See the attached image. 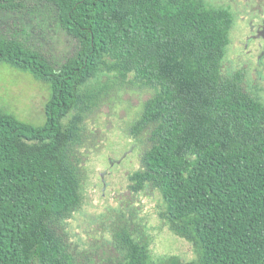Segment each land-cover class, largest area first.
I'll use <instances>...</instances> for the list:
<instances>
[{
	"label": "trees",
	"instance_id": "obj_1",
	"mask_svg": "<svg viewBox=\"0 0 264 264\" xmlns=\"http://www.w3.org/2000/svg\"><path fill=\"white\" fill-rule=\"evenodd\" d=\"M0 18V65L49 88L41 126L0 109V264H74L57 235L81 201L68 153L86 101L110 74L153 91L133 126H152L151 146L129 189L157 190L160 218L196 253L191 262L153 263L147 244L123 229L124 256L114 264H264V105L222 74L228 7L0 0ZM59 36L73 45L61 56L53 47Z\"/></svg>",
	"mask_w": 264,
	"mask_h": 264
},
{
	"label": "rangeland",
	"instance_id": "obj_2",
	"mask_svg": "<svg viewBox=\"0 0 264 264\" xmlns=\"http://www.w3.org/2000/svg\"><path fill=\"white\" fill-rule=\"evenodd\" d=\"M205 1L228 7L233 14L221 65L223 76L236 77L239 89L264 105V0ZM58 39L63 37L53 42L58 56L72 51L73 45L66 40L56 45ZM96 87L101 91L93 92L97 96L86 101V109L82 107L81 135L68 153L79 177L81 201L57 228L64 254L74 264L117 263L124 256V243L117 234L125 229L137 242L147 244L153 263L170 257L181 262L195 260L192 245L173 234L160 218V193L149 188L139 193L129 189L128 176L141 169V158L151 146L152 126L141 131L133 126L153 91L131 78L119 80L111 74L100 76ZM93 88L89 84L86 90L92 92ZM48 97L45 83L0 65V109L41 126Z\"/></svg>",
	"mask_w": 264,
	"mask_h": 264
},
{
	"label": "flooded vegetation",
	"instance_id": "obj_3",
	"mask_svg": "<svg viewBox=\"0 0 264 264\" xmlns=\"http://www.w3.org/2000/svg\"><path fill=\"white\" fill-rule=\"evenodd\" d=\"M260 1H262V0H260ZM263 33H264V28H263Z\"/></svg>",
	"mask_w": 264,
	"mask_h": 264
}]
</instances>
